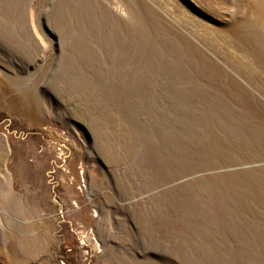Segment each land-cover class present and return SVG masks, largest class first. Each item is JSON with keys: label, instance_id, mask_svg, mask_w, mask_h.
Here are the masks:
<instances>
[{"label": "rangeland", "instance_id": "1", "mask_svg": "<svg viewBox=\"0 0 264 264\" xmlns=\"http://www.w3.org/2000/svg\"><path fill=\"white\" fill-rule=\"evenodd\" d=\"M0 138V264H264V0H0Z\"/></svg>", "mask_w": 264, "mask_h": 264}, {"label": "bare ground", "instance_id": "2", "mask_svg": "<svg viewBox=\"0 0 264 264\" xmlns=\"http://www.w3.org/2000/svg\"><path fill=\"white\" fill-rule=\"evenodd\" d=\"M228 143V142H227ZM229 145V144H228ZM227 148V147H226ZM5 156V147H4V143L2 141V139L0 138V165H1V161L3 160ZM251 156V155H250ZM250 159V158H249ZM8 184V180L7 178H0V191H3V189L5 188V186ZM152 187V186H151ZM185 190V189H184ZM191 191V190H190ZM4 192V191H3ZM191 193V192H190ZM185 194V193H184ZM181 195V194H180ZM193 196V195H192ZM179 197V196H178ZM188 198V197H187ZM6 199L8 200L9 205H12V202H14V200H17L18 198L13 195V194H6ZM177 200V199H176ZM165 202V201H164ZM175 202V201H174ZM178 202V201H177ZM176 202V203H177ZM170 203V202H169ZM174 204V203H173ZM25 248V247H24ZM23 253L27 254V251H23ZM29 253V252H28Z\"/></svg>", "mask_w": 264, "mask_h": 264}, {"label": "crops", "instance_id": "3", "mask_svg": "<svg viewBox=\"0 0 264 264\" xmlns=\"http://www.w3.org/2000/svg\"><path fill=\"white\" fill-rule=\"evenodd\" d=\"M25 254V253H24Z\"/></svg>", "mask_w": 264, "mask_h": 264}]
</instances>
